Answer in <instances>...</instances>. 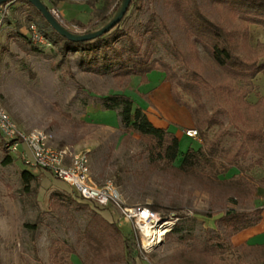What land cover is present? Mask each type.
Listing matches in <instances>:
<instances>
[{"label": "rangeland", "instance_id": "obj_1", "mask_svg": "<svg viewBox=\"0 0 264 264\" xmlns=\"http://www.w3.org/2000/svg\"><path fill=\"white\" fill-rule=\"evenodd\" d=\"M120 3L121 0H55L53 6L59 10L66 30L84 35L105 25L102 19ZM197 4L210 20L230 33L236 55L264 63L263 28L233 17L210 0H197ZM7 10L0 44V104L20 130H42L50 136L52 148L86 154L95 185L112 183L119 193L121 207H148L161 217H178L179 234L190 232L199 236L204 229L214 228V221L231 209L255 210L249 202L252 189L237 187L234 183L240 178L239 172L223 167L220 161L215 162L214 169L207 167L195 175H182L175 168L151 171L144 140L135 133H125L117 113L103 109V97L121 93L130 97L154 125L168 126L179 139L176 167L182 154L188 149L198 150L201 143L183 135L182 131L196 130V121L187 109L173 102L162 72H152L145 85L136 77L100 74L97 70L102 64L93 71H89V65L81 68L80 63L87 62L89 55L61 57L53 45L33 43L30 27L35 24L28 20L31 12L25 4L14 1ZM151 19L154 36L146 32ZM16 25L20 26L19 30ZM121 28L139 46L141 56L137 59L144 62L162 59L178 75L197 71L209 90L230 84L200 47L195 48L194 56L177 14L165 0H135ZM17 30L30 38L32 44L17 37ZM115 46L126 47V39ZM254 85L246 105L264 96V73L256 77ZM209 90L203 97L204 109H197L196 116L200 119L210 115L217 105ZM182 99L196 107L189 96L182 94ZM219 101L228 111H231L228 103H235L245 112L244 104L237 103L236 98L226 103L221 96ZM245 119L246 129H257L260 125L248 113ZM262 124L264 127V119ZM219 131V127L207 131V140ZM222 143L224 147L234 146L233 139L225 138ZM4 157L0 147V264H112L92 259L80 242L92 211H97L93 202L80 199L74 188L49 172L27 167L17 155H10L11 162L6 165L2 164ZM259 157L255 151L243 161L249 167L251 184L264 176V167L253 165ZM23 171L34 175L29 183L22 180ZM254 186L263 187L256 183ZM53 193L69 197L75 203L57 204L51 209ZM78 203L88 207L80 208ZM100 213L116 222L123 236L137 238L139 259L135 264H218L193 252L189 247L193 242L178 243L177 234L165 236L160 245L144 252L136 230L122 217L119 208L110 207Z\"/></svg>", "mask_w": 264, "mask_h": 264}, {"label": "trees", "instance_id": "obj_2", "mask_svg": "<svg viewBox=\"0 0 264 264\" xmlns=\"http://www.w3.org/2000/svg\"><path fill=\"white\" fill-rule=\"evenodd\" d=\"M23 3L30 10L28 20L33 22L38 32L56 49L61 57L67 54L90 56L87 62L80 63L84 68L89 65V71L102 64L97 71L100 74H112L113 76L136 77L141 84L148 83V76L155 71L163 74V81L168 84L171 98L175 104L187 109L195 119V128L202 140L198 150L188 149L182 154L178 165L174 163L179 154V139L168 126H156L141 108L136 107L133 100L121 93H114L103 97L102 107L105 111H114L119 118V124L125 133L137 134L145 142V152L149 161L150 170H166L175 168L182 175H195L197 172L215 168V162L220 161L223 167L235 169L240 178L237 187L252 189L255 192L257 186L264 187V176L256 180H250L249 167L243 165V161L250 153L257 151L260 157L253 165L264 167V96L251 105H246L245 100L254 89V81L264 71V63L259 64L257 60L242 59L235 54L231 44L230 33L223 27L210 20L197 4V0H165L178 16L180 26L190 40V48L195 56V48L200 47L206 56L220 69L230 81V84L219 85L209 90L208 83L197 71H189L184 75H178L174 68L164 60L142 61L137 59L141 56L138 45L133 42L129 33L121 28L126 22L127 14L135 0H131L130 6L122 18L110 31L86 42H71L58 35L45 21L41 14L26 0H9L5 4L13 2ZM212 3L224 8L233 17L264 29V0H210ZM118 5L104 19L107 23L116 12ZM146 32L154 35L155 28L153 20L147 23ZM19 30L20 26H17ZM17 30V31H18ZM15 32L20 39L31 43L30 38ZM127 41L126 47H116L121 39ZM35 49L38 46H33ZM252 60V61H250ZM210 91V95L217 101L216 108L210 115L200 119L196 116L197 109L203 110V97ZM182 94L189 96L196 104L195 108L189 106L183 99ZM222 96L225 102L236 98L237 103L245 106V112L238 108L235 103L230 104L231 111L226 110L220 103ZM257 118L259 127L257 129H246L245 114ZM227 117V123H224ZM263 118V119H262ZM214 127L220 131L210 140L206 138V132ZM225 138L233 139L234 146L224 147L222 141ZM5 157L2 164L11 162V157L0 144ZM21 178L29 183L33 178L29 171H23ZM251 184V185H249ZM79 197V196H78ZM80 198V197H79ZM51 209L58 205L75 203L71 198L61 194L51 195ZM95 204V203H94ZM80 208H87L83 203H78ZM97 211H92L85 228L80 237V242L96 261H107L108 263L126 262L135 264L139 259L137 251V238L132 235L123 236L116 222L104 218L100 211L108 208H100L95 204ZM110 208V207H109ZM261 209L251 212L228 210L214 221V228H206L199 236L179 234L180 227L177 222L166 237L172 234L179 235L178 243L191 241L190 249L218 264H264V246L247 247L242 254L240 247H235L230 239L235 234L257 224L261 219ZM178 219V217H176ZM188 247V246H187ZM73 252L70 251V254ZM251 256V257H250ZM247 257V259H245Z\"/></svg>", "mask_w": 264, "mask_h": 264}, {"label": "built area", "instance_id": "obj_3", "mask_svg": "<svg viewBox=\"0 0 264 264\" xmlns=\"http://www.w3.org/2000/svg\"><path fill=\"white\" fill-rule=\"evenodd\" d=\"M49 14L63 27L60 12L53 6L55 0H40ZM6 4L0 5V44L4 21L8 14ZM64 28V27H63ZM77 29V28H75ZM31 39L38 46L50 43L31 24ZM183 135L202 144L194 129L182 131ZM0 138L8 155H17L27 167L49 172L55 179L75 189L80 199L95 203L100 208L117 207L122 217L129 220L136 230L140 248L146 252L155 248L176 224V218L161 217L148 207H121L117 189L112 183L97 186L90 178L89 160L86 154L71 153L68 148L55 149L49 146L50 136L42 130H20L0 104ZM153 230L156 235L147 236ZM156 238V239H155Z\"/></svg>", "mask_w": 264, "mask_h": 264}, {"label": "water", "instance_id": "obj_4", "mask_svg": "<svg viewBox=\"0 0 264 264\" xmlns=\"http://www.w3.org/2000/svg\"><path fill=\"white\" fill-rule=\"evenodd\" d=\"M9 0H0V5L5 4L6 2H8ZM30 5H32L40 14L41 16L45 19V21L47 22V24L61 37L71 41V42H75V43H79V42H86V41H90L93 40L99 36H101L102 34L107 33L108 31H110L116 24H118L122 18L124 17V15L126 14L131 0H121V3L119 5V7L117 8L115 14L113 15V17L105 24L103 25L101 28L90 32V33H86V34H82V35H77V34H73L71 32H69L68 30H66L65 28H63L48 12L46 6L40 1V0H26ZM162 242L159 243V245Z\"/></svg>", "mask_w": 264, "mask_h": 264}, {"label": "crops", "instance_id": "obj_5", "mask_svg": "<svg viewBox=\"0 0 264 264\" xmlns=\"http://www.w3.org/2000/svg\"><path fill=\"white\" fill-rule=\"evenodd\" d=\"M262 73H264V71ZM149 76H148V82H149ZM178 131H181L180 128H178ZM249 202L253 209H261L262 213H261V219L257 224L231 237L230 239L231 243L235 247H240L242 251H244L247 247L264 246V187H257L255 192H253L251 196V200H249Z\"/></svg>", "mask_w": 264, "mask_h": 264}, {"label": "bare ground", "instance_id": "obj_6", "mask_svg": "<svg viewBox=\"0 0 264 264\" xmlns=\"http://www.w3.org/2000/svg\"><path fill=\"white\" fill-rule=\"evenodd\" d=\"M153 234L156 235V232H154L153 230H151L150 232H147V236H149V237H152ZM161 242H162V239H161Z\"/></svg>", "mask_w": 264, "mask_h": 264}]
</instances>
